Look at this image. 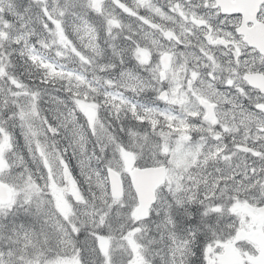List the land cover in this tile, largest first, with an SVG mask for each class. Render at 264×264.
<instances>
[{
	"label": "snow or ice",
	"instance_id": "obj_1",
	"mask_svg": "<svg viewBox=\"0 0 264 264\" xmlns=\"http://www.w3.org/2000/svg\"><path fill=\"white\" fill-rule=\"evenodd\" d=\"M255 3L248 20L217 0L157 6L179 31L136 12L172 45L147 62L133 41L98 63L67 31L73 67L34 52L25 76L0 51V264H264V223L253 222L264 221V41L240 31L264 30ZM4 4L0 30L27 11L51 34L94 0ZM149 171L158 177L146 192L134 177Z\"/></svg>",
	"mask_w": 264,
	"mask_h": 264
},
{
	"label": "rangeland",
	"instance_id": "obj_2",
	"mask_svg": "<svg viewBox=\"0 0 264 264\" xmlns=\"http://www.w3.org/2000/svg\"><path fill=\"white\" fill-rule=\"evenodd\" d=\"M48 1L49 0H45V3L48 4ZM192 1L194 0H187L185 3L187 5V3H192ZM17 2H20V0H5V4L3 5L5 11L8 10L7 5L9 3L14 5ZM32 2L36 5L37 0H32ZM52 2L54 4L53 7H56L57 5L59 6L60 3H64V0H52ZM95 2L99 3L98 12L93 11L87 16L75 18L65 17L63 18V28L51 34L47 32L45 34L38 33L27 21L26 14H24L25 11H22L18 18V22L11 31V34H9L8 30H0V51H4L1 49L2 45H4V47L20 46L22 48L29 46L31 50L30 56H32L34 52H32V48L30 46L33 42L32 39L34 38L41 45H49L52 47V51H44V54H40V56L46 57L52 52L56 61L66 64L69 67H73L74 65L69 63L72 56L70 46H68L66 41L63 39L64 32L67 31L65 29V25L69 26L72 31L73 34L69 31H67V33L71 39L77 42V47H81V44L87 45L86 48H83V51L92 55L95 60L101 64L107 62L113 50L119 51L121 49L128 48L129 45H132L133 41L139 42V45L133 46L137 47V55L142 62H147L152 56H156L164 49L172 47L169 40L164 39L161 33L156 29H150L148 25L141 27V22L138 21L135 16L136 12H139L141 16H144L145 11H147L148 16L151 19H154L156 17L155 4L158 5L156 1L154 3L153 0H149L148 4L147 2L142 3L141 0H94V3ZM120 3L125 5L126 11H122L121 7L118 6ZM92 5L93 4H89V7ZM50 6H52L51 3ZM109 21H116V23L110 24ZM146 35L149 37L148 39H145ZM125 37H131V40H126ZM5 41L8 43L5 44ZM145 45L147 47H145ZM58 50L61 52V56L59 57L56 55ZM101 52L103 53L102 55L98 54ZM48 59L51 60L50 58ZM8 60L9 58L6 57L5 63H7ZM183 62L184 57L182 56H176L173 60L174 64ZM87 71L89 77L91 78L92 68L89 67ZM141 75H147V73L141 72ZM179 75L182 76L183 73L180 72ZM126 94L131 96V93ZM140 97L144 102H146V96L142 95ZM89 111L94 113V109H89ZM77 163L78 161L75 158L72 166L76 168V173L80 174V168L76 167ZM96 166L97 165H94L92 162L91 167L95 168ZM80 178L81 182L85 185L86 183H84L83 177L80 176ZM59 182L60 176L58 174L57 184H59ZM86 186L88 187L87 184ZM58 204L64 205V200L62 198L58 199ZM239 212L241 213L242 220L244 215H251L246 207H241ZM256 230L257 232L260 231V227L258 225ZM231 257L232 250L229 246L226 247L223 258L227 260Z\"/></svg>",
	"mask_w": 264,
	"mask_h": 264
},
{
	"label": "trees",
	"instance_id": "obj_3",
	"mask_svg": "<svg viewBox=\"0 0 264 264\" xmlns=\"http://www.w3.org/2000/svg\"><path fill=\"white\" fill-rule=\"evenodd\" d=\"M20 3L22 4V6H26L29 3V0H22V1L20 0ZM50 3L52 4V6H54L52 0H49L48 1V5H50ZM32 4H33V2H32ZM61 4L62 3H60V5ZM59 6L57 5L56 7H59ZM33 9H35V4H33ZM24 14H26L27 21L30 23V25L38 33L45 34L47 32V31H43L42 30V23H43V21L39 20L35 15H33L30 12L25 11ZM65 29L67 31H69V32L72 33V31L70 30L69 26H66L65 25ZM32 41L33 42H32V44L30 46L32 48V52H37L40 55V54H44V51H52V47L51 46H49V45H46V46L45 45H41L34 38L32 39ZM4 43L6 44L8 42L5 41ZM3 47H4V45L1 46V49L2 50H4V51H10L11 52L12 62L13 63H18L20 65L19 70H20L21 73H23L26 76L27 75V73L25 71L26 68H28V69H30L32 71H35V69L30 68V65L37 63V60H31L30 59V57H31L30 56L31 55L30 54L31 53V50H30L29 46H26L24 48H22L20 46H17V47L5 46L4 48ZM46 57L47 58H50L51 60H55L56 61V59L52 55V52H51L50 55H48ZM25 62H27V63H25ZM28 82L30 83L31 81H28ZM56 87L59 88L60 85L57 84ZM0 91H2V89H0ZM135 99H137V98H135ZM100 103L101 104H104L105 103L104 99H100ZM100 116H101V119H103L105 117H108V121H111V117L108 116V113L105 112L103 109L101 110ZM112 130L113 131H116L119 134V130H118V126L117 125L114 124ZM68 155H69V157H72V165H73V161H74L75 157L72 156V150L71 149H69ZM93 164L96 165L95 161H93ZM76 174H77V177L81 180L80 174H78V173H76ZM83 187H85V191H87L88 187L86 186V184L85 185L83 184Z\"/></svg>",
	"mask_w": 264,
	"mask_h": 264
},
{
	"label": "flooded vegetation",
	"instance_id": "obj_4",
	"mask_svg": "<svg viewBox=\"0 0 264 264\" xmlns=\"http://www.w3.org/2000/svg\"><path fill=\"white\" fill-rule=\"evenodd\" d=\"M155 1L158 3V5L155 4L156 8H157V6H159V7L164 8L165 10L167 9L168 0H153L154 3H155ZM185 1H187V0H185ZM146 2L148 4L149 0H146ZM194 2H195V0L192 1V3H194ZM243 6L245 7V11L243 13L245 14L246 20L253 19L254 16L252 14V10L250 9L251 6L249 4H244ZM155 15H156V17L154 19H151L148 16L147 11H145V14H144V16H147L149 21H151L154 24L159 25L161 28L165 29V31H168L169 29H173V28H176L178 31L177 23H176L177 20H173L166 15H162L158 11H155ZM240 31L245 33V36H244L245 40H249L251 42H254V40L257 38V39H259V42L264 41V30H261L258 25H253V27L249 28V27H247L246 24H242ZM128 42H130V41H128ZM129 67H131V66L129 65ZM254 222L258 226L260 224L264 223V221H262L259 216L255 217Z\"/></svg>",
	"mask_w": 264,
	"mask_h": 264
},
{
	"label": "water",
	"instance_id": "obj_5",
	"mask_svg": "<svg viewBox=\"0 0 264 264\" xmlns=\"http://www.w3.org/2000/svg\"><path fill=\"white\" fill-rule=\"evenodd\" d=\"M252 2L254 4L255 0H217V2L221 6V10L224 12L234 13V12H244V6H242L245 2ZM94 10H97V3L92 6ZM259 42V40L256 38L253 43ZM158 173L155 171H149L142 174H139L138 176H135L134 179L139 183V185L147 192V190L154 184V182L157 180ZM117 187H119V183L117 184ZM7 193L0 191V199L6 198Z\"/></svg>",
	"mask_w": 264,
	"mask_h": 264
}]
</instances>
